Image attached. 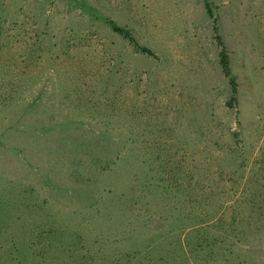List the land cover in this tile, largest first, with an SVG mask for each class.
Wrapping results in <instances>:
<instances>
[{"label": "rangeland", "instance_id": "1", "mask_svg": "<svg viewBox=\"0 0 264 264\" xmlns=\"http://www.w3.org/2000/svg\"><path fill=\"white\" fill-rule=\"evenodd\" d=\"M0 264H264V0H0Z\"/></svg>", "mask_w": 264, "mask_h": 264}, {"label": "trees", "instance_id": "2", "mask_svg": "<svg viewBox=\"0 0 264 264\" xmlns=\"http://www.w3.org/2000/svg\"><path fill=\"white\" fill-rule=\"evenodd\" d=\"M113 29L116 30L115 27ZM139 50L141 52H143V53L151 54V52L148 49H146L145 47H141V48H139ZM218 54H219V65H220L221 71H222L224 76H228L229 77L230 82L232 83V78H231V76L229 74V69H228V64H227L226 53H225V51H224V49L222 47L219 50Z\"/></svg>", "mask_w": 264, "mask_h": 264}]
</instances>
